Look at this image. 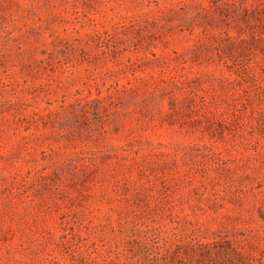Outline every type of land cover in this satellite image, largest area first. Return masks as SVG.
I'll list each match as a JSON object with an SVG mask.
<instances>
[{"label":"rangeland","instance_id":"374dc122","mask_svg":"<svg viewBox=\"0 0 264 264\" xmlns=\"http://www.w3.org/2000/svg\"><path fill=\"white\" fill-rule=\"evenodd\" d=\"M0 264H264V0H0Z\"/></svg>","mask_w":264,"mask_h":264}]
</instances>
